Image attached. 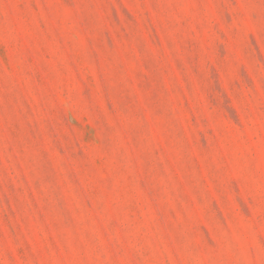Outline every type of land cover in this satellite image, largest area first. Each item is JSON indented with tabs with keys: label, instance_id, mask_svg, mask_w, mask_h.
Masks as SVG:
<instances>
[{
	"label": "rangeland",
	"instance_id": "obj_1",
	"mask_svg": "<svg viewBox=\"0 0 264 264\" xmlns=\"http://www.w3.org/2000/svg\"><path fill=\"white\" fill-rule=\"evenodd\" d=\"M0 264H264V0H0Z\"/></svg>",
	"mask_w": 264,
	"mask_h": 264
}]
</instances>
